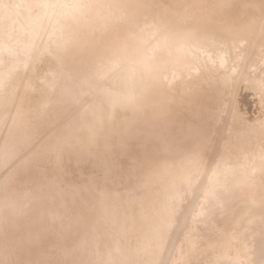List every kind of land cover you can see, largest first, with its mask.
I'll return each instance as SVG.
<instances>
[{
  "label": "bare ground",
  "instance_id": "obj_1",
  "mask_svg": "<svg viewBox=\"0 0 264 264\" xmlns=\"http://www.w3.org/2000/svg\"><path fill=\"white\" fill-rule=\"evenodd\" d=\"M0 264H264V0H0Z\"/></svg>",
  "mask_w": 264,
  "mask_h": 264
}]
</instances>
